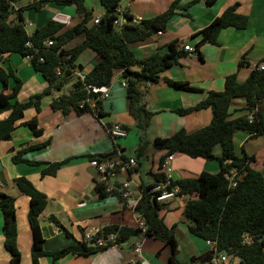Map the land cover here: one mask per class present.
I'll return each mask as SVG.
<instances>
[{"label": "crops", "instance_id": "0c3cea01", "mask_svg": "<svg viewBox=\"0 0 264 264\" xmlns=\"http://www.w3.org/2000/svg\"><path fill=\"white\" fill-rule=\"evenodd\" d=\"M30 1L14 0L15 13L11 18H16L20 7ZM173 1L120 0L117 12L119 16L127 14L133 22L150 20L165 12ZM192 1L181 0L179 5L185 6ZM234 5L237 14L247 17L246 28L223 29L219 32L215 44L205 43L197 48L202 39V31L227 8ZM84 6L92 12L93 19L101 18L105 13L100 0H84ZM34 12L32 10L22 14L23 20L31 24V27L26 28L29 34L50 20L64 24L67 29L81 20V16L75 13L73 7L58 6L53 3H46L39 12ZM77 37L79 38L77 45H79L82 36ZM171 44H176L177 50L182 51L184 57L178 61V64L162 72L155 82L140 87L143 92L144 110L151 114L143 135L144 141L148 143L143 159L136 161L134 157L140 144V133L135 129V121L128 113L125 88L121 86L119 72L105 89L108 98L101 101L103 114L100 118L91 113L77 115L73 111L67 113L53 111L50 107L52 99L62 95V92H53L41 99L39 112L33 108L25 110L23 118L16 122L10 140H0V193L15 200L16 244L20 254V264H31L32 235L27 221L29 198L18 190L15 179L25 178L45 196L46 204L39 217L44 252L59 251L71 246L74 241L86 243L83 242L85 232L101 231L109 225L134 228L136 218L135 213L128 208L129 202L115 196L98 198L95 187L102 184V177L89 165L88 157L116 151L127 159H135L136 168L127 174L118 173L116 178L107 182L110 187L120 184L125 179L130 180L141 190L152 184L154 176L162 174L159 164L164 154L163 151L154 148V139L169 138L179 130H185L190 134L206 127L212 120L210 107L192 111L184 116H180L176 111L195 107L205 100L209 92H221L226 77L230 75H236L238 83L244 82L251 73L252 67L264 61V0H217L212 6L198 1L190 5L185 12L170 17L161 35L153 34L143 41L129 44V49L137 61H143L154 53L161 55L168 53ZM183 47H189L191 52L184 51ZM4 59L0 69L5 73L12 71L21 82L19 92L10 100L11 104L23 103L29 97L46 89L45 80L35 73L31 64L23 57L10 54L4 56ZM97 60L92 50L85 49L74 64L80 66V71L86 74L96 65ZM241 62L245 66L239 68ZM168 82L186 83L195 90H178L171 87ZM14 86L15 82L12 78L7 81L5 89L0 83V94H9ZM71 89L72 84L67 85L64 93H69ZM261 107L264 110V104ZM247 114L245 100L232 101L229 120ZM8 115L9 112L0 114V121L5 120ZM33 118L37 121L38 129L42 130L40 137L33 136L25 126V123ZM113 124L126 127V136L112 139L107 129ZM43 143L46 145H42ZM233 144L235 155L239 158L254 157L255 161L250 167L264 175L263 137H251L237 131L233 135ZM22 150H25L21 155L22 159L37 162L39 165L14 163L12 157ZM220 153V148L215 147L214 156L219 157ZM66 160L68 162L61 166L55 175L41 177V171L49 165ZM169 169L170 171L165 175L175 182L195 179L201 172L216 174L220 171V166L217 161L207 162L202 158L192 159L182 154H173ZM187 200L186 196H178L174 201L165 203L160 212L164 224L173 227L174 238L178 245L175 259L180 264H187L191 258L197 259L208 252L204 241V246L201 247L198 245L199 238L190 235L189 226L192 223L185 217L183 209ZM51 217L57 224L53 223ZM56 227L60 230L56 231ZM138 240L142 241V248L140 257H135L132 247ZM170 256L169 246L144 236L133 239L129 244H123L117 249H105L89 257L68 254L52 262L49 257L42 256L38 259V263L169 264ZM179 257H183V260ZM9 261L10 256L4 248L3 216L0 212V264H9Z\"/></svg>", "mask_w": 264, "mask_h": 264}, {"label": "trees", "instance_id": "16d2710c", "mask_svg": "<svg viewBox=\"0 0 264 264\" xmlns=\"http://www.w3.org/2000/svg\"><path fill=\"white\" fill-rule=\"evenodd\" d=\"M180 1L174 0L165 12L150 20L133 22L130 16L124 14L123 17L127 23L121 29H117L113 22L119 18L117 8L120 0H100L105 13L98 24L93 23L92 12L85 9L84 0H31L20 7L14 19L11 18L15 13L14 0H0V64L5 60L6 55L18 54L23 58L30 55L33 70L47 83L46 89L41 93L29 97L23 103L11 104L10 100L19 92L21 82L12 71L5 73L0 69V83L3 84L4 89L10 78L15 82L9 94H0V114L9 112L8 117L0 121V140H10L15 124L23 118L25 110L33 108L39 112L41 99L53 92H62L61 96L51 101L50 107L53 111L62 113L73 111L77 115L91 113L100 118L103 114L101 101L95 100L109 87L111 80L119 72L121 80L127 82L125 96L128 102V113L135 121V129L140 133V144L134 157L136 161L143 159L148 148L143 135L151 114L144 110L143 92L140 87L143 84L155 82L162 72L178 64V61L184 57V53L177 50L176 44H171L168 53L163 55L154 53L143 61H137L129 49V44L143 41L153 34L164 31L169 18L179 12H185L190 5L203 1L207 6H212L217 0H193L185 6H180ZM46 3L73 7L75 13L81 16V20L68 29L64 24L50 20L41 28L30 34L27 33L23 25V12L28 9L39 12ZM246 26L247 17L237 14L235 5L227 8L202 31V39L197 48L205 43L215 44L219 32L223 29L243 30ZM77 36H82V42L71 49H64V45ZM47 40L53 41L51 47L44 45ZM27 43L29 46L26 45ZM85 49L92 50L98 60L96 65L84 75V80L80 81L75 77L74 72L80 71L81 67L75 66L74 63ZM39 58L43 61L40 62ZM238 66L240 68L245 65L241 62ZM132 68L137 70L133 71ZM57 70H59L58 75ZM69 84H72L71 91L64 93L65 87ZM168 84L178 90H195L186 83L168 82ZM87 99L95 102L94 110L85 103ZM235 99L245 100L248 114L229 120L230 105ZM81 102H84L82 108L79 107ZM262 104H264V70H252L242 83L237 82L236 75H230L226 77L221 92H209L205 100L195 107L176 111L180 116H184L192 111L210 107L212 120L209 125L190 134L185 130H179L169 138H157L153 141L154 148L164 152L160 158L159 170L164 157L173 154H182L192 159L202 158L207 162H218L220 166L218 173L201 172L195 179L173 181V185L180 189L178 196L188 198L183 209L185 217L192 223L189 226L190 235L204 242L215 240L218 251L227 254L225 264L234 262L264 264V175L250 167L255 161L254 157H237L233 144V135L237 131L251 137L261 136L264 139ZM248 115L252 116L251 121L248 120ZM25 126L33 136L42 135V130L38 129L35 118L26 122ZM121 128L127 130L126 127L121 126ZM217 146L221 151L219 157L213 154ZM24 152L25 150H22L17 153L12 157V161L32 166L39 165L37 162L22 159L21 155ZM116 154L117 152L114 151L88 158L90 161H100L113 158ZM120 157L127 159L122 154ZM67 162L66 160L49 165L41 171V177L55 175ZM233 168L238 169L239 174L236 178V187L230 190L224 174ZM163 180V174L155 175L154 182L142 188V198L135 207V213L145 223L144 235L139 229L116 225L102 228L101 234L114 235L116 242L120 245L129 244L133 239L144 236L154 238L164 246L170 247L169 264H180L175 259L178 245L174 238L173 227H167L160 217L164 204L156 203L152 194L147 193L154 183ZM15 184L18 190L29 198L27 221L32 235L31 264H39L38 259L42 256L49 257L53 262L68 254L89 257L105 250L74 241L71 246L59 251L44 252L39 217L46 204L45 196L25 178L15 179ZM119 188L120 184H116L111 192H106V184L102 183L97 185L95 190L99 199L109 196L121 199ZM0 212L3 216L4 248L10 256L9 264H20V254L16 244L14 198L0 193ZM51 220L57 224L53 217ZM245 236L252 240L251 244L242 243ZM210 259V254L206 252L202 257L191 258L187 264H210Z\"/></svg>", "mask_w": 264, "mask_h": 264}, {"label": "built area", "instance_id": "2783aa9c", "mask_svg": "<svg viewBox=\"0 0 264 264\" xmlns=\"http://www.w3.org/2000/svg\"><path fill=\"white\" fill-rule=\"evenodd\" d=\"M100 22V17H97L93 19L94 24H98ZM127 21L123 16H119L118 19H116L113 22L114 27L117 29H121L124 24H126ZM25 29L31 27V24L28 22L23 23ZM157 35H161V32L156 33ZM29 46V43L26 44ZM44 45L46 47H51L53 45V41L47 40L44 42ZM184 51L191 52V49L189 47H183ZM26 61L30 63L32 60V56L28 55L24 57ZM39 61L42 62L43 59L39 58ZM252 70L257 71H263L264 70V61H260L256 63ZM57 75L59 74V70L56 71ZM75 77L78 78L80 81L84 80V75L81 71H75L74 72ZM121 86L123 88L127 87V82L122 81ZM108 98L107 90H104L103 93L97 96L95 101H103ZM85 103L87 106L91 109H95V102L86 100ZM84 105V102L79 103V107L82 108ZM248 120H252V116H247ZM107 133L112 139L116 138H123L126 136V131L121 128L119 124H113L112 127L107 129ZM172 161V156L165 157L160 165L161 173L164 175V180L154 183L152 187L149 188L147 191L148 194H152V197L155 199V202L158 204H165L169 203L171 201H174L178 197L179 193V187L173 185V181L171 178L165 175L167 174L170 169L169 165ZM89 165L95 169V171L102 177L101 183L106 184V192H111L113 187H110L107 183L110 179L116 178L117 172L118 173H125L127 174L134 168H136L137 163L134 158H128V159H122L120 157V154L117 153L116 157L105 159V160H91L89 161ZM239 174L238 169H231L227 173L224 174V178L228 183V189L232 190L237 185V176ZM120 197L123 201L129 202L128 208L135 213V207L137 206L138 202L142 198V190L137 188L132 182L128 179L123 180L120 183ZM135 227L136 229H139L141 231V234L144 235L145 233V223L141 219V217L135 213ZM56 231H59V228H55ZM83 242L90 243L91 246L97 248V249H117L121 247L122 245L118 244L116 242V238L114 235L109 234L106 236H103L101 234V231H90L85 232L83 235ZM205 246L207 247V251L210 254V264H225L227 262V254L225 252H219L217 249V242L215 240H206ZM243 244H251L252 240L247 238L243 239ZM142 248V241L138 240L133 244L132 252L135 257H140Z\"/></svg>", "mask_w": 264, "mask_h": 264}, {"label": "rangeland", "instance_id": "374dc122", "mask_svg": "<svg viewBox=\"0 0 264 264\" xmlns=\"http://www.w3.org/2000/svg\"><path fill=\"white\" fill-rule=\"evenodd\" d=\"M33 9H28V10H25L24 12H29V11H32ZM34 11V10H33ZM36 12V11H35ZM34 12V13H35ZM79 42V38L78 37H75L74 40L71 41V43H67L66 45H64V48L67 50V49H71L73 48L75 45H77ZM218 147V146H217ZM187 198V197H186ZM186 228V227H185ZM90 244V243H89ZM91 245V244H90ZM198 245L203 247V240L199 239L198 240ZM187 250H188V247H187ZM187 252V251H186ZM182 255L184 256L185 253H184V250L182 251ZM183 258V257H182ZM181 257H179V259L183 260Z\"/></svg>", "mask_w": 264, "mask_h": 264}]
</instances>
